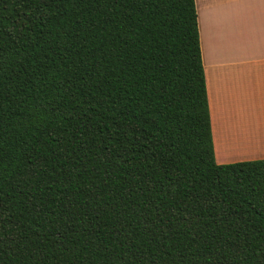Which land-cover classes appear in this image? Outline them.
I'll use <instances>...</instances> for the list:
<instances>
[{"label":"trees","instance_id":"trees-1","mask_svg":"<svg viewBox=\"0 0 264 264\" xmlns=\"http://www.w3.org/2000/svg\"><path fill=\"white\" fill-rule=\"evenodd\" d=\"M0 264H264V159L216 163L196 0H0Z\"/></svg>","mask_w":264,"mask_h":264},{"label":"crops","instance_id":"crops-1","mask_svg":"<svg viewBox=\"0 0 264 264\" xmlns=\"http://www.w3.org/2000/svg\"><path fill=\"white\" fill-rule=\"evenodd\" d=\"M216 163L264 159V0H196Z\"/></svg>","mask_w":264,"mask_h":264}]
</instances>
